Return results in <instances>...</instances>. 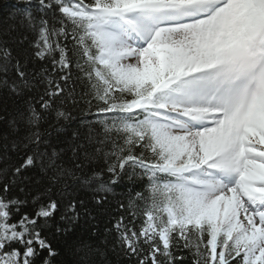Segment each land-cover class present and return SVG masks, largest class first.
I'll list each match as a JSON object with an SVG mask.
<instances>
[{
  "label": "snow or ice",
  "instance_id": "1",
  "mask_svg": "<svg viewBox=\"0 0 264 264\" xmlns=\"http://www.w3.org/2000/svg\"><path fill=\"white\" fill-rule=\"evenodd\" d=\"M0 264H264V0L0 5Z\"/></svg>",
  "mask_w": 264,
  "mask_h": 264
},
{
  "label": "trees",
  "instance_id": "2",
  "mask_svg": "<svg viewBox=\"0 0 264 264\" xmlns=\"http://www.w3.org/2000/svg\"><path fill=\"white\" fill-rule=\"evenodd\" d=\"M8 2H12V0H0V5H2L3 3H8Z\"/></svg>",
  "mask_w": 264,
  "mask_h": 264
}]
</instances>
